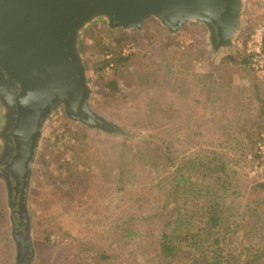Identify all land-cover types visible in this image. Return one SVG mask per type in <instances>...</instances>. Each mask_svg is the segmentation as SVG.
Instances as JSON below:
<instances>
[{"label": "rangeland", "instance_id": "obj_1", "mask_svg": "<svg viewBox=\"0 0 264 264\" xmlns=\"http://www.w3.org/2000/svg\"><path fill=\"white\" fill-rule=\"evenodd\" d=\"M241 23L234 47L216 55L210 52L206 30L195 23L186 24L175 35L153 18L140 30H111L101 20L85 29L80 50L93 89L91 106L116 126V134L71 122L62 110L46 121L28 193L32 264H187L183 254L174 260L160 258L156 245L151 244L156 237L145 240L141 233L129 249L121 250L114 229L130 207L140 214L136 225L143 235L152 229L156 234L155 218L151 217L160 212L166 219L175 207L174 202L166 204L167 182L181 165L187 168L186 161L195 159L191 161L196 165L202 153L210 155L211 151L221 154L228 166L219 175L233 178L229 180L233 187L222 201L226 206L222 226L235 234H225V248L240 243L242 248L246 246L253 226L259 244L264 241V214H248L244 199L252 185L264 183L251 174L255 140L264 126V80L242 63L245 42L260 28L264 46V0H245ZM122 36L126 40L118 43ZM103 45L118 47L130 56L123 71L115 75L110 66L96 70L102 64L101 56H110L100 50ZM113 77L118 92L104 87ZM1 126L0 109V131ZM78 139H84L83 152L77 150ZM122 144L140 153L121 157ZM2 147L0 135V154ZM163 152L168 153V159ZM74 155L77 164L72 179L78 180L76 185L61 168ZM119 166L122 177L117 175ZM195 172L190 176L185 170L178 173L186 175L187 187L195 189L192 201L197 212L188 221L192 230L205 225L211 200L203 197L206 182L196 179ZM0 207L8 218L0 220V264H15V242L1 178ZM238 250L231 249V254ZM102 253L109 257H101ZM259 264H264V259Z\"/></svg>", "mask_w": 264, "mask_h": 264}, {"label": "water", "instance_id": "obj_2", "mask_svg": "<svg viewBox=\"0 0 264 264\" xmlns=\"http://www.w3.org/2000/svg\"><path fill=\"white\" fill-rule=\"evenodd\" d=\"M245 0H0V178L6 188L15 264H32L29 188L46 121L62 110L85 128L116 134L91 106L80 39L94 21L140 30L150 18L171 35L206 30L212 55L234 47ZM24 254L26 260L19 262Z\"/></svg>", "mask_w": 264, "mask_h": 264}, {"label": "trees", "instance_id": "obj_3", "mask_svg": "<svg viewBox=\"0 0 264 264\" xmlns=\"http://www.w3.org/2000/svg\"><path fill=\"white\" fill-rule=\"evenodd\" d=\"M123 40H126V37L122 36L117 39V42L119 43ZM100 50L106 51V55L110 54V56L109 58L101 56L102 64L96 67L97 71H101L105 67L110 66L116 75L119 71H123L121 70L122 66L130 59V56L123 55L118 47L110 48L107 45H103ZM242 63L247 64V60L243 58ZM100 78L103 77L100 76ZM104 87L112 92L119 91L118 82L115 77L108 79ZM81 137L84 138L85 134L82 133ZM77 141L81 142L77 150L83 152L85 149L84 139L83 142L80 139ZM120 150L121 157H124L127 153L130 156L133 153L134 156H136L137 152L140 153L139 150L136 152L132 147H127L125 144L120 146ZM163 154H166V159L169 158L168 153L163 152ZM211 154L212 156L210 157ZM210 155H208V153H202L201 159L196 162V165L193 164L195 159H191L193 162L191 160L186 161L185 164L187 168L185 169L184 166L181 165L176 173H174L172 180L167 182L166 187H168V191L164 194L165 198H167L166 204L174 202L175 207H172L171 210L168 211L166 219L161 217L162 214L160 212L151 217L155 218L153 225L157 230L156 234L153 233L154 229H152L148 230L146 234L144 233L143 235V232L139 230L138 226L140 214L136 215V209L131 210L130 207H128L127 212L130 214L121 215L114 229L115 239H117V247H119V249H129L128 246L134 244L133 239L142 234L145 240L156 237L154 240L151 239V244L156 245L155 249L157 248V254L163 260H174L178 258L180 254H183V257L187 259V264H259L264 259V241L259 244L257 228L254 226L246 236V246L242 248V244L240 243V245L237 244L235 247L228 246V248H225L227 244L225 234L231 236L235 234V231L224 230L222 226L226 209L222 201L226 199V195H228V192L233 187L231 186V182H229V180L233 178L230 174H228L230 176L227 174L225 176L219 175L228 169V166L222 159V155H216V152L213 151H211ZM76 158L77 157L74 155L69 161L61 164V168L67 172V177L69 179H72L73 170L76 169ZM229 159L230 161L233 160L232 158ZM197 167L201 168V170H198ZM181 170H185L189 176L193 171H196V179L200 180V182H206V185H203L204 188L202 189L205 192L203 193V197H210L211 199L207 209L205 225L198 230H192L189 228L188 224L189 219L197 212L195 209L196 203L192 201V197L195 196V189L187 187V181L185 180L186 175H178ZM122 173L123 170L121 166H119L117 175L122 177ZM72 181L75 185L79 183L77 179H72ZM190 193L192 194L191 196ZM197 193V195L202 196L200 191ZM246 195L244 199L246 198L245 209L247 213L258 214L262 212V214H264V183L252 185L248 189ZM135 207L138 208L137 206ZM227 209L229 212L232 211V206ZM229 215L233 216L234 213ZM173 217H175V220L171 222ZM0 220L1 222L8 220L6 210L1 207ZM136 223L138 224L136 225ZM53 225L55 226L54 223ZM58 229L60 231V228ZM234 248L237 250L239 249L237 252L238 254H231V249L234 250ZM101 257L108 258L109 255L102 253ZM168 263L169 262H167V264Z\"/></svg>", "mask_w": 264, "mask_h": 264}, {"label": "built area", "instance_id": "obj_4", "mask_svg": "<svg viewBox=\"0 0 264 264\" xmlns=\"http://www.w3.org/2000/svg\"><path fill=\"white\" fill-rule=\"evenodd\" d=\"M262 30L260 28L251 34L245 42L246 60L251 71L261 80H264V46ZM252 175L264 180V126L255 140L252 156Z\"/></svg>", "mask_w": 264, "mask_h": 264}, {"label": "flooded vegetation", "instance_id": "obj_5", "mask_svg": "<svg viewBox=\"0 0 264 264\" xmlns=\"http://www.w3.org/2000/svg\"><path fill=\"white\" fill-rule=\"evenodd\" d=\"M27 255L24 254L22 257L19 258V262H23V260H26ZM22 264V263H21Z\"/></svg>", "mask_w": 264, "mask_h": 264}]
</instances>
